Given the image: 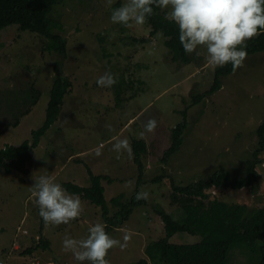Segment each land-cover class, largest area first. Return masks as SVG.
Segmentation results:
<instances>
[{
    "label": "rangeland",
    "instance_id": "374dc122",
    "mask_svg": "<svg viewBox=\"0 0 264 264\" xmlns=\"http://www.w3.org/2000/svg\"><path fill=\"white\" fill-rule=\"evenodd\" d=\"M125 0H59L50 13L51 30L65 38L66 53L44 50L46 39L30 30L10 24L0 30V148L31 141V131L43 123L55 63L67 73L72 86L63 98L53 124L30 150L28 172L6 173L0 166V261L3 264H81L71 252H65V234L85 238L88 228L103 223L100 209L80 197L81 213L68 224L46 225L38 215L33 192V175H51L57 182L90 185L87 168L102 179L104 198L134 194L138 169L133 155L112 150L114 138H137L149 119L156 129L146 133V151L141 156L144 169L137 191L148 193L147 204L133 208L127 221L108 232L124 243L109 250V264H137L147 258L145 248L164 236L163 223L152 205H160L174 218L182 210L171 204L169 180L187 185L225 168L233 178L245 174L246 162L256 145L255 130L264 120V51L246 55L242 65L223 76L220 89L202 102L191 104L190 92L206 90L213 79L215 66L206 61L201 47L188 54L190 62L172 60L165 45L166 37L152 29L148 21L128 27L113 24L110 15ZM105 71L113 73L115 85L104 88L96 84ZM68 76V77H69ZM187 126L179 150L167 163L163 152L171 145L172 129L183 120ZM15 122H17L15 124ZM106 124L112 125L109 131ZM141 140V139H139ZM131 145V144H130ZM101 151L95 155L96 149ZM264 155V152H263ZM259 179L253 187L210 189L211 197L249 209L264 207V161L256 168ZM164 174V175H163ZM161 179L154 180L161 176ZM43 224L42 230H40ZM26 231V233H24ZM42 235L47 249L37 248L30 254L22 251L34 245ZM198 235L173 234L172 243H194ZM16 243L17 248H13ZM234 245L228 250L225 264H251L255 255ZM87 263V262H84Z\"/></svg>",
    "mask_w": 264,
    "mask_h": 264
},
{
    "label": "trees",
    "instance_id": "16d2710c",
    "mask_svg": "<svg viewBox=\"0 0 264 264\" xmlns=\"http://www.w3.org/2000/svg\"><path fill=\"white\" fill-rule=\"evenodd\" d=\"M58 1L0 0V30L7 25L16 24L21 30H30L43 36L46 39L44 50L49 52L53 50L64 55L66 53L65 38L51 30L52 21L48 17L53 5ZM164 11L155 8L154 14L147 19L152 29L149 37L134 38V40L145 42L150 40L156 32H159L166 37L165 45L172 52V60L188 63L190 57L183 51L179 43L178 29L175 24L163 19ZM246 45L247 55L264 51V32H258L256 36L246 42ZM57 64L55 63L54 66L56 73L49 91L45 119L41 126L31 131L32 140H24L18 146L7 144L0 148V166L6 173H11L13 170L22 173L28 172L27 163L31 160L30 150L38 145L40 137L59 115L63 98L68 94L72 81L66 72L63 75L57 72L59 69L60 72L63 71V68L58 67ZM233 70L231 64L222 68L216 67L211 84L206 90L196 93L190 92V103L202 102L220 89L221 78ZM186 112V109L182 111L183 120L172 129L171 145L164 150L163 157H161V161L164 163H167L169 158L180 148L183 133L187 126ZM255 135L257 137L256 145L251 152V158L246 162V170L243 176L233 178L228 170L218 168L208 177L187 185H179L173 179L169 180L171 187L170 202L182 210V217L176 219L160 205H152L154 213L160 217L163 223L164 236L152 241L145 248L151 264H225L228 258V250L234 245H240L237 247L244 248L255 255L254 259H251V264H264V207L249 209L245 204L227 203L214 196L211 197L208 192L212 188L216 190H238L256 185L259 179L256 168L264 161V120L256 128ZM130 144L133 162L138 169L135 182L138 188L144 169L141 156L146 151V143L143 139H132ZM87 173L90 179L88 187H82L72 182L60 183L69 193H75L99 207L107 232L127 221L134 207L148 203L146 199H135L136 188L134 194L127 200L123 199V194L112 197L110 204L116 209L111 213L110 207L105 201L104 188L101 184L102 179L109 181V177L93 174L89 168H87ZM163 175L152 181L161 179ZM42 228L43 224L40 230ZM177 232H187L198 235L200 238L194 243L170 242L169 238ZM33 241L35 244L25 248L22 254H30L37 248L47 249L49 247L48 240L42 235ZM0 263L2 262L0 261ZM137 264H148V261L141 258Z\"/></svg>",
    "mask_w": 264,
    "mask_h": 264
},
{
    "label": "clouds",
    "instance_id": "9594fccd",
    "mask_svg": "<svg viewBox=\"0 0 264 264\" xmlns=\"http://www.w3.org/2000/svg\"><path fill=\"white\" fill-rule=\"evenodd\" d=\"M164 11L163 19L176 25L178 40L186 54L196 53L198 48L206 50V61L215 67L232 68L242 65L246 58V42L264 32V0H125L110 15L113 24L128 27L131 24L143 25L154 14V9ZM117 79L110 71L100 75L96 84L108 88L115 85ZM105 127L112 131V125ZM157 127L155 119H149L143 130L134 135L143 139L146 133L153 132ZM112 150L119 159L122 153L132 154L128 137L114 138ZM96 156L101 155L99 148ZM33 192L35 206L42 221L48 225L68 224L81 213L79 195L69 193L63 185L51 175H33ZM148 193L137 191L136 200L147 199ZM124 243L113 238L106 231L104 223H95L88 228L85 238L74 239L65 234L62 248L71 252L74 258L84 264H109L106 256L110 249Z\"/></svg>",
    "mask_w": 264,
    "mask_h": 264
},
{
    "label": "built area",
    "instance_id": "2783aa9c",
    "mask_svg": "<svg viewBox=\"0 0 264 264\" xmlns=\"http://www.w3.org/2000/svg\"><path fill=\"white\" fill-rule=\"evenodd\" d=\"M24 233H26V231H24ZM15 249L17 248V245L16 244H14V246H13ZM0 264H2V263H0ZM35 264H38V262H36Z\"/></svg>",
    "mask_w": 264,
    "mask_h": 264
}]
</instances>
